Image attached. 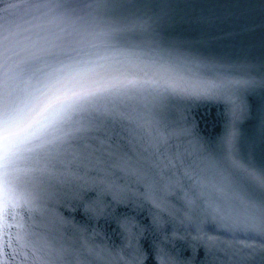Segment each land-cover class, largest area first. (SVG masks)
I'll list each match as a JSON object with an SVG mask.
<instances>
[{
	"label": "snow or ice",
	"instance_id": "1",
	"mask_svg": "<svg viewBox=\"0 0 264 264\" xmlns=\"http://www.w3.org/2000/svg\"><path fill=\"white\" fill-rule=\"evenodd\" d=\"M123 11V0H0V218L36 211L29 186L37 182L69 186L85 214L108 215L102 196L112 192L117 203L121 191L135 197L130 185L117 187L125 176L135 177L157 210L154 224L165 214L182 213L189 224L211 214L233 233L225 248L230 258L255 255V242L264 248V165L238 151L234 133L220 151L204 155L153 108L170 96L211 95L232 103L235 115L237 93L264 88V75L251 77L246 62L181 59L150 42L117 41L100 17ZM202 24L209 29L201 40L208 48L237 35H216L212 20ZM92 191L98 203L84 200L82 193ZM169 193L181 208L166 203ZM22 221V232L0 236V252L14 241L37 260L55 250L57 238L45 226ZM118 227L131 248L134 231L126 220ZM204 243L209 250L224 244L211 236ZM71 251L61 248L57 255ZM75 251L93 255L86 235ZM152 253L156 264H179L166 245L153 244L147 254L137 248L133 259L143 264Z\"/></svg>",
	"mask_w": 264,
	"mask_h": 264
},
{
	"label": "water",
	"instance_id": "2",
	"mask_svg": "<svg viewBox=\"0 0 264 264\" xmlns=\"http://www.w3.org/2000/svg\"><path fill=\"white\" fill-rule=\"evenodd\" d=\"M123 2L126 11L109 12L100 17L105 28L115 30V40L137 45L150 42L154 50L181 59L216 57L246 62L251 65V77L259 80L264 75V0ZM206 19L214 22L211 31L216 35L224 36L228 32L237 35L208 48L201 43L209 30L202 24ZM234 99L239 105L235 115L232 103L211 95L170 96L158 103L153 113L158 120L184 130L185 143L190 142L204 155L220 151L225 138L234 133L238 151L258 166L264 165V88L241 90ZM125 185H130L136 196L130 197L127 191H121L117 203L113 199L114 193L104 194L102 207L108 213L104 216L85 214L82 201L73 198L75 192L69 186H49L39 182L29 186L37 198V210L26 213L17 210L16 219L11 216L7 220L0 218V236L6 240L5 233L14 236L22 232L18 222L23 216L26 227L28 224L45 226L50 236H56L55 250L40 254L37 260L28 248H22L14 241L11 248L6 247L0 252V264H140L133 259L135 249L147 254L152 252L153 244L166 245L179 258V264H192L194 255L195 264H264V248L258 241L253 244L257 250L255 255L243 261L230 258L231 252L225 248L233 233L211 214L192 224L182 222V213L175 218L165 214L158 225L154 224L153 215L157 210L143 198L144 186L137 184L135 177L128 176L120 179L117 187L123 189ZM82 195L84 200L98 203L95 191ZM166 203L175 208L182 206L174 193H169ZM125 220L135 233L131 248L127 234L118 227V222ZM6 224L15 227L7 228ZM85 235L94 249L91 256L75 251ZM209 236L224 244L209 250L204 243ZM236 236L241 238L240 233ZM200 237H204V242ZM61 248L71 249V254L58 257L57 251ZM152 255L153 258L143 260V264H156L154 253Z\"/></svg>",
	"mask_w": 264,
	"mask_h": 264
}]
</instances>
